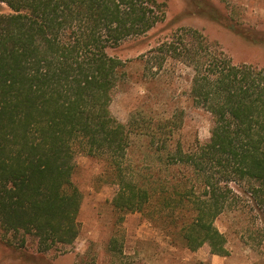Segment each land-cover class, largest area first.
I'll use <instances>...</instances> for the list:
<instances>
[{"label":"trees","instance_id":"trees-1","mask_svg":"<svg viewBox=\"0 0 264 264\" xmlns=\"http://www.w3.org/2000/svg\"><path fill=\"white\" fill-rule=\"evenodd\" d=\"M0 3L9 9L0 10L3 233L21 248L31 238L41 253L72 248L81 206L74 175L83 154L99 160L102 177L116 187L108 253L117 263L127 264L122 226L130 214L145 216L191 252L207 246L228 256L216 222L236 188L264 207V67L234 64L199 32L189 44L174 35L143 57L151 73L167 59L194 72L188 94L213 125L207 142L186 149L177 138L183 112L154 120L137 111L128 123L111 112L126 67L112 51L164 22L169 0ZM133 135L146 142L140 163L132 159Z\"/></svg>","mask_w":264,"mask_h":264},{"label":"rangeland","instance_id":"rangeland-1","mask_svg":"<svg viewBox=\"0 0 264 264\" xmlns=\"http://www.w3.org/2000/svg\"><path fill=\"white\" fill-rule=\"evenodd\" d=\"M0 10L9 12L1 3ZM198 32L234 64L264 67V0H169L164 22L144 37L129 40L112 51L126 62L124 79L111 105L118 121L128 123L137 111L154 120L183 112V125L177 138L184 147H191L197 140H209L212 117L196 107L188 94L194 76L192 68L167 59L161 70L151 73L143 58L160 43L177 38L174 35H182V40L189 44ZM132 137L135 151L132 159L140 163L146 142ZM76 163L74 182L81 206L80 235L75 245L41 253L31 238L21 248L16 237L5 235L0 229V264H119L108 253L114 233L111 201L116 187L102 177L104 167L99 160L81 154ZM237 189L238 196L216 222L227 238L228 256L212 255L207 246L191 252L179 238L145 216L130 214L122 226L127 264H264V207L247 189ZM32 254L34 259L28 256Z\"/></svg>","mask_w":264,"mask_h":264}]
</instances>
